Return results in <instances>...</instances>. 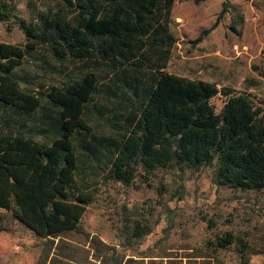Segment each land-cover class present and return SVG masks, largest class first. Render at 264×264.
Wrapping results in <instances>:
<instances>
[{"label":"trees","instance_id":"trees-1","mask_svg":"<svg viewBox=\"0 0 264 264\" xmlns=\"http://www.w3.org/2000/svg\"><path fill=\"white\" fill-rule=\"evenodd\" d=\"M174 2L58 0L45 9L35 6L32 20L16 18L23 43L0 41V207L36 235L57 238L79 231L94 199L96 189L77 180V135H89L97 143L85 148L84 155L102 159L99 168L106 181L131 185L139 173L150 176L159 168L199 169L216 162L214 182L241 190L264 188V98L166 70L176 42L170 28ZM14 12L12 2L0 0V21ZM36 49L59 59L127 65L144 75L141 86L132 87L135 98L124 108L127 115L118 135H97L85 117L99 83L89 69L50 84L43 95L53 113L33 119L41 97L15 69ZM218 94L225 99L217 112L210 99ZM149 232L150 227L138 221L130 226L131 238ZM235 243L236 237L227 231L212 245L217 249ZM91 248L93 264L129 260L96 238ZM247 248L240 239L239 252ZM62 251L46 253L44 264H57Z\"/></svg>","mask_w":264,"mask_h":264},{"label":"rangeland","instance_id":"rangeland-1","mask_svg":"<svg viewBox=\"0 0 264 264\" xmlns=\"http://www.w3.org/2000/svg\"><path fill=\"white\" fill-rule=\"evenodd\" d=\"M8 1L15 12L0 21V41L23 43L16 18L32 20L35 6L45 9L58 0H39L35 6L32 0ZM224 2L225 11L218 16ZM171 17L176 42L168 72L264 98V0H175ZM204 29L209 31L203 34ZM88 69L95 71L99 83L85 117L97 135H118L127 115L124 108L135 98L132 87H140L144 75L127 65L59 59L42 49L27 53L15 69L41 97L33 119L53 113L43 95L50 84ZM224 99L221 94L210 99L217 112ZM74 145L81 161L77 180L96 189L80 230L43 238L0 207V264H44L45 254L57 249L63 251L54 263L93 264L94 238L123 253L126 264H264V188L241 190L214 182L216 162L199 169L173 166L150 176L139 173L131 185L106 181L99 168L102 159L84 155L85 148L97 145L93 138L77 135ZM136 221L148 225L150 232L131 238L130 226ZM227 231L236 243L214 249L213 241ZM240 239L247 242L244 254L239 252Z\"/></svg>","mask_w":264,"mask_h":264}]
</instances>
